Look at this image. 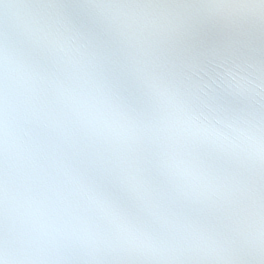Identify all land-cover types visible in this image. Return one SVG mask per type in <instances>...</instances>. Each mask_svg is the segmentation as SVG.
I'll return each mask as SVG.
<instances>
[{"label":"snow or ice","instance_id":"6c2138e0","mask_svg":"<svg viewBox=\"0 0 264 264\" xmlns=\"http://www.w3.org/2000/svg\"><path fill=\"white\" fill-rule=\"evenodd\" d=\"M0 264H264V0H0Z\"/></svg>","mask_w":264,"mask_h":264}]
</instances>
